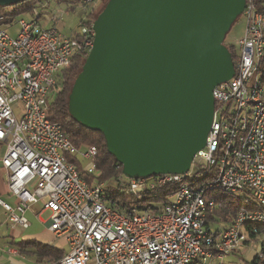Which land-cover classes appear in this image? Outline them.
Listing matches in <instances>:
<instances>
[{
    "label": "built area",
    "instance_id": "obj_1",
    "mask_svg": "<svg viewBox=\"0 0 264 264\" xmlns=\"http://www.w3.org/2000/svg\"><path fill=\"white\" fill-rule=\"evenodd\" d=\"M68 2V1H67ZM102 4V0H100ZM86 10L80 33L67 37L57 25L63 11L40 3L17 23L13 38L0 27V143L8 188L17 204L0 198L9 221L28 227L31 204L44 201L49 230L68 252L49 264H224L243 248H260L264 238V0H246V28L238 41L235 75L213 91L214 118L206 146L194 158L200 167L184 175H160L120 182L140 197L173 190L162 212L120 210L103 184H88L78 170L96 172L97 150L76 147L48 109L58 74L93 49L97 0L69 2ZM3 19L0 18V23ZM51 25V27H49ZM6 27L11 24L4 25ZM254 84L249 87L251 79ZM88 163V164H87ZM192 164V165H193ZM250 191L255 209H242L224 229L207 219L218 207L211 193L236 196ZM250 232L257 238L250 237ZM262 258V252L258 255Z\"/></svg>",
    "mask_w": 264,
    "mask_h": 264
},
{
    "label": "water",
    "instance_id": "obj_2",
    "mask_svg": "<svg viewBox=\"0 0 264 264\" xmlns=\"http://www.w3.org/2000/svg\"><path fill=\"white\" fill-rule=\"evenodd\" d=\"M33 0H0L13 8ZM246 0H109L69 96L126 179L188 173L206 146L213 91L235 75L224 45Z\"/></svg>",
    "mask_w": 264,
    "mask_h": 264
},
{
    "label": "trees",
    "instance_id": "obj_3",
    "mask_svg": "<svg viewBox=\"0 0 264 264\" xmlns=\"http://www.w3.org/2000/svg\"><path fill=\"white\" fill-rule=\"evenodd\" d=\"M109 0H102V10ZM42 0H33L22 5L13 8H0V18L3 22L0 23V27L8 24H14L18 19L28 15L35 7H37ZM228 37V35H227ZM227 37L224 45L230 53L231 59L235 64L239 57L236 47L228 43ZM87 57L77 56L71 65L58 74L56 86L51 96L48 109V118L51 122L59 123L64 133L69 137L70 141L76 147L91 146L96 148L97 155L94 159L96 165V172L89 173L85 170L86 162L76 158L78 170L84 180L88 184H103L105 189L111 195L112 199H115L117 206L120 210H131L132 207L138 209H149L153 214H159L169 198L173 195V190L164 189L161 194L156 197L151 196H134L123 192L121 180L124 179L122 174V166L116 161L107 149L104 136L96 131H92L84 128L70 115L69 111V96L72 88L78 76L83 71ZM260 74L263 76L264 81V60L259 68ZM116 187V189L114 188ZM210 198L216 199L218 207L215 211L208 216L207 224L220 225L224 227L233 223L238 212L242 209H255V202L250 191H245L241 197L228 196L221 193H211ZM250 237L257 238L256 234L250 232ZM64 240V239H63ZM36 248L32 254L37 257L41 262L54 263L60 260L68 251L63 249V246L51 248L49 245L34 243ZM26 246L24 247L25 251ZM260 251L262 252V258L258 255L250 262L243 264H264V238L261 240ZM234 256H238L234 254ZM191 264H202L200 260L194 261ZM224 264H233L231 262H225Z\"/></svg>",
    "mask_w": 264,
    "mask_h": 264
},
{
    "label": "crops",
    "instance_id": "obj_4",
    "mask_svg": "<svg viewBox=\"0 0 264 264\" xmlns=\"http://www.w3.org/2000/svg\"><path fill=\"white\" fill-rule=\"evenodd\" d=\"M5 153L6 146L0 143V198L15 206L17 200L9 192L8 174L2 164ZM25 218L28 227H16L0 206V264H46L32 254L37 247L34 243L49 245L51 248L66 245L65 240L57 238L49 230L51 212L44 209L43 200L31 204Z\"/></svg>",
    "mask_w": 264,
    "mask_h": 264
},
{
    "label": "rangeland",
    "instance_id": "obj_5",
    "mask_svg": "<svg viewBox=\"0 0 264 264\" xmlns=\"http://www.w3.org/2000/svg\"><path fill=\"white\" fill-rule=\"evenodd\" d=\"M45 4H50L49 8H59L61 11H63V20L58 23L57 28L58 30L64 34L67 37L73 36L77 33H80L82 29V21L84 20L86 16V10L81 8L78 4L74 7V10L66 11L67 4L69 2L78 3L80 0H42ZM68 1V2H67ZM100 0H97V4L100 6L97 11H95L96 17L101 13L102 11V4H100ZM9 9V8H7ZM30 14L26 15V18H29ZM51 27V25H49ZM246 28V19L243 16V14L239 17V19L235 22L233 25L231 31L228 33V43L232 44L236 47L238 51V41L243 37L244 32ZM2 30H5L8 32V34L15 38L19 33V25L17 23L12 24V26H2ZM255 82V78L251 79L249 83V87H251ZM88 164V163H87ZM87 166V165H86ZM200 167L196 164H193L191 167V173L198 171ZM95 175H98V172H95ZM116 189V187L114 186ZM107 192V191H106ZM109 193V192H107ZM243 194L238 193L236 196L241 197ZM45 219V218H44ZM212 229L221 228L224 229L223 224L220 225H214L211 224L210 226ZM63 244V242H62ZM63 249L65 251H68L69 248L67 245L63 246ZM260 254V248L258 247L256 250L253 248H243L238 256H231L229 257L225 262H231L233 264H243L246 262L252 261L257 255Z\"/></svg>",
    "mask_w": 264,
    "mask_h": 264
}]
</instances>
